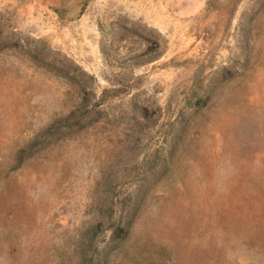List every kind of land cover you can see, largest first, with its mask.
Here are the masks:
<instances>
[{"label": "rangeland", "instance_id": "1", "mask_svg": "<svg viewBox=\"0 0 264 264\" xmlns=\"http://www.w3.org/2000/svg\"><path fill=\"white\" fill-rule=\"evenodd\" d=\"M0 264H264V0H0Z\"/></svg>", "mask_w": 264, "mask_h": 264}]
</instances>
